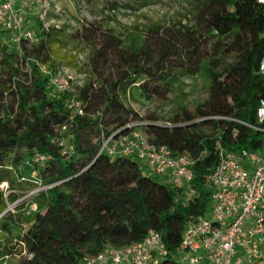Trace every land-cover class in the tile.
<instances>
[{
  "label": "trees",
  "instance_id": "16d2710c",
  "mask_svg": "<svg viewBox=\"0 0 264 264\" xmlns=\"http://www.w3.org/2000/svg\"><path fill=\"white\" fill-rule=\"evenodd\" d=\"M153 2L109 0V10L140 11ZM107 19L75 32L52 25L36 34L39 43L24 40L18 50L0 40V186L8 185L0 188V264H82L108 246L142 242L150 231L162 234L168 252L160 264H180L186 226L205 215L212 199L205 178L218 165V144L262 149L263 5L193 0L188 23L158 25L132 39ZM62 66L83 77L67 92L53 88L42 71L56 74ZM205 67L209 95L195 111L181 107L169 119L144 118L129 105L135 93L168 101L183 78ZM73 97L86 114L72 120L67 102ZM133 124H142L153 143L194 159L191 197L149 177L138 159L100 153L104 139ZM63 138L73 154L62 153ZM37 155L47 158L42 167ZM34 172L46 189L10 210L37 188Z\"/></svg>",
  "mask_w": 264,
  "mask_h": 264
},
{
  "label": "built area",
  "instance_id": "2783aa9c",
  "mask_svg": "<svg viewBox=\"0 0 264 264\" xmlns=\"http://www.w3.org/2000/svg\"><path fill=\"white\" fill-rule=\"evenodd\" d=\"M264 6V0H256ZM18 3L41 8L38 15L43 30L52 25L60 26L50 19L53 12L52 0H0V31L13 33L18 49L24 40L31 44L40 38L26 28V20ZM260 69L264 73V56ZM49 76L50 85L59 92L72 90L69 77L60 71ZM71 119L84 116L86 110L81 100L73 97L67 102ZM257 118L264 122V100L261 101ZM244 125L257 131L259 127ZM142 124H133L119 130L103 140L100 153L111 157H135L146 163L158 175L172 174L177 188L191 189L194 159L189 155H174L166 147L153 143L139 130ZM172 127L171 123H161ZM67 129L63 128V132ZM129 132H124V131ZM64 155L74 153V146L67 139L59 140ZM219 162L206 175V184L211 188L215 200L211 219L202 216L191 220L185 229L180 248V264H264V139L260 152L250 150L230 151L218 144ZM47 158L35 157V163L43 166ZM193 192V191H192ZM168 254L161 233L150 231L139 243L124 248L108 246L96 257H88L85 264H160Z\"/></svg>",
  "mask_w": 264,
  "mask_h": 264
},
{
  "label": "rangeland",
  "instance_id": "374dc122",
  "mask_svg": "<svg viewBox=\"0 0 264 264\" xmlns=\"http://www.w3.org/2000/svg\"><path fill=\"white\" fill-rule=\"evenodd\" d=\"M192 1L193 0H154L148 7L140 11L123 9L111 11L109 10V0H52L53 12L50 15V19L55 20L59 26L66 27L69 32H75L83 24L110 18L106 20L110 26L115 27L120 33L132 39L134 37L145 36L149 29L158 25L166 29L171 28L174 23L179 21H182L183 24L188 23V16L192 11ZM30 6V9L25 7L24 10H21L26 20V28L30 29L34 34H39L42 32L38 19L41 8L35 5ZM13 37V33L6 32L4 34L0 31V40L11 49L18 50L17 45L12 39ZM80 58L82 62L86 59L85 55L82 53ZM233 61L234 57L227 58L228 63ZM60 72L64 76L69 77L73 88L81 84L83 77L77 72L67 69L64 66L60 68ZM209 90L210 78L205 67L198 76L194 78H183L171 92L168 101L153 100L150 102L145 100L139 93H135V99H131L129 105L144 118L156 115L169 119L178 113L181 107H185L190 111H195L199 104L207 100ZM139 130L144 132V129L141 127ZM132 159L136 160L135 157H132ZM35 165L41 166L37 163H35ZM140 165L144 172L155 181L164 185L173 184L172 174L161 176L146 163L140 161ZM30 178L36 182L37 188L30 191L29 194L21 198L16 204L10 205V210L13 211L15 206L23 202H31L40 191L46 189L39 181L37 172L32 173ZM0 188L6 191L8 185H1ZM208 189L211 191L209 186ZM186 192L189 197L193 195L190 189H186ZM214 204L215 200L211 199L204 215L205 218L211 219ZM82 264L85 263L83 262Z\"/></svg>",
  "mask_w": 264,
  "mask_h": 264
},
{
  "label": "crops",
  "instance_id": "0c3cea01",
  "mask_svg": "<svg viewBox=\"0 0 264 264\" xmlns=\"http://www.w3.org/2000/svg\"><path fill=\"white\" fill-rule=\"evenodd\" d=\"M16 7L18 8V9H20V10H24V8L26 7V8H31V6L30 5H23V4H21V3H18L17 5H16ZM28 29V28H27Z\"/></svg>",
  "mask_w": 264,
  "mask_h": 264
}]
</instances>
